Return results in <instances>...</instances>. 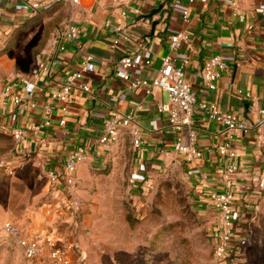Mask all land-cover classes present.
<instances>
[{
  "label": "crops",
  "instance_id": "1",
  "mask_svg": "<svg viewBox=\"0 0 264 264\" xmlns=\"http://www.w3.org/2000/svg\"><path fill=\"white\" fill-rule=\"evenodd\" d=\"M71 8L69 20L79 24L82 30L79 41L61 56L54 67L55 80L49 87L46 77L37 79L33 72L24 75L33 84L22 91V96L41 105L60 79L79 70L84 58L92 55L97 66L89 80L93 97L76 92L67 125H59L61 114L55 111L51 127L45 128L38 137H31L29 152L36 153L37 161L47 160L61 169L71 151L96 145L103 122L115 111L133 113L134 125L143 134L142 146H133L136 170L168 165L173 159L183 161L187 175L196 186L197 204L202 211L214 216L209 194L224 189L226 167L225 157L217 148L231 142L239 166V173L234 176L235 208L247 221L260 198L256 187L264 174V118L260 114L264 109V0H80ZM133 8H139L141 15H135ZM185 10L190 15L188 23L182 19ZM33 16L23 0H0V49L5 48L14 32ZM118 29L128 30L129 43L114 46ZM179 32H186L189 41L175 51L170 37ZM56 42L57 35L35 58V66L49 61ZM128 55L138 63L133 76L147 80L158 74L166 56H174L178 61L189 60L186 79L198 100L215 104L224 113L248 121L251 129L231 138L222 125L197 114L193 123L197 129V147L203 156L194 162L186 161L174 151L178 134L170 130L168 116L159 111L160 106L168 102L167 93L156 90L147 96L142 88L129 90L120 79L119 62ZM216 55L222 56L228 69L212 91L203 81L202 70L205 62ZM148 61L150 66L146 65ZM248 94L254 100L246 99ZM2 111L7 110L0 105V113ZM4 113L11 124L28 129L42 122L39 109L24 117L13 109ZM183 139L188 142L187 132ZM203 176L207 180H203ZM211 219L214 226V218ZM45 230L43 226L37 233L48 234ZM56 236L64 243L59 234Z\"/></svg>",
  "mask_w": 264,
  "mask_h": 264
},
{
  "label": "rangeland",
  "instance_id": "2",
  "mask_svg": "<svg viewBox=\"0 0 264 264\" xmlns=\"http://www.w3.org/2000/svg\"><path fill=\"white\" fill-rule=\"evenodd\" d=\"M72 11L64 3L51 4L11 36L0 49V91L9 76L35 70V58ZM135 158L132 138L125 135L101 159L79 167L76 186H62L63 194L55 195L36 153L19 156L10 134L0 130V163L11 160L16 167L13 175L0 172V264H50L27 260L3 231L6 222L25 234L43 226L59 234L75 248L73 264H219L210 236L213 216L197 204L183 161L137 171ZM71 201L79 203L78 211L69 208ZM246 223L239 264H264V194Z\"/></svg>",
  "mask_w": 264,
  "mask_h": 264
},
{
  "label": "built area",
  "instance_id": "3",
  "mask_svg": "<svg viewBox=\"0 0 264 264\" xmlns=\"http://www.w3.org/2000/svg\"><path fill=\"white\" fill-rule=\"evenodd\" d=\"M23 2L31 14L36 15L51 4L64 3L76 6L80 0H23ZM132 12L137 16L141 15L139 8H133ZM182 19L185 23L189 22L188 10L183 12ZM81 33L80 25L69 20L63 30L57 34V42L50 53L49 61L39 63L33 71V75L37 79L48 78L49 87L52 80H55V76H53L54 67L59 64L61 56L65 54L68 47L79 41ZM170 41L173 49L177 51L183 43H188V34L186 32L172 34ZM122 42H130V33L126 29L117 30V38L114 39L113 44L119 46ZM189 63L190 61L187 59L178 61L174 56H166L162 60V68L151 80L133 76V71L138 67V63L131 55L122 57L119 65L121 69L120 79L126 83V88L129 90L136 91L142 88L147 96L154 94L156 90L167 93L168 102L162 104L159 111L168 116L170 130L178 134L173 149L182 155L186 161L194 162L203 156L196 143L197 129L193 123L195 115L200 114L222 125L226 132L231 135V138L235 134H246L251 127L248 121L224 113L217 105L198 100L193 87L186 79L185 69ZM150 64L151 62H146V65L150 66ZM227 69L228 65L222 56L211 57L205 62L202 70L205 85L212 91L216 90L217 82ZM96 70L94 57L87 55L81 63L80 69L68 73L60 79L57 83L58 86L49 90L47 100H44L41 105L35 100L29 101L22 96V91L29 89L33 84L30 78L14 74L7 78L0 91V105L4 110H7L0 113V130L10 134L19 156L30 153L28 148L31 137H38L45 128L51 127L52 115L55 111L61 114L59 125L61 127L67 125L76 92L93 97L89 80ZM246 99L254 100L249 94L246 95ZM10 109H13L20 117L39 109L42 122L31 129L13 125L7 120L4 113L7 114ZM260 114L264 118V109L260 110ZM185 132L188 136L187 143L183 139ZM125 135L132 138L134 148L142 146L143 134L134 125V114H120L115 111L112 117L103 122L96 145H87L71 151L61 169L52 166L47 160H38V167L46 176L52 192L55 195L63 193L62 186L68 190L76 186V175L80 166L101 159L105 152ZM217 149L219 154L225 157L226 167L223 172L224 189L209 194V201L214 212L213 225L215 226H212L210 230L213 255L219 264H239L238 258L242 257L240 256V246L241 244L245 245L248 240V226L235 208L234 176L239 173V166L236 162L237 153L231 142H224ZM15 170L16 167L11 160L0 163V172L13 175ZM203 180H207V177L203 176ZM256 192L259 197L264 194V174L258 180ZM69 208L78 211L79 203L71 201ZM2 229L7 237L23 251L27 260L34 262L46 260L50 264H73L74 246L62 243L56 235L25 234L23 229L13 222L4 223Z\"/></svg>",
  "mask_w": 264,
  "mask_h": 264
},
{
  "label": "trees",
  "instance_id": "4",
  "mask_svg": "<svg viewBox=\"0 0 264 264\" xmlns=\"http://www.w3.org/2000/svg\"><path fill=\"white\" fill-rule=\"evenodd\" d=\"M57 4V3H56ZM59 4H61V3H59ZM37 15V14H36ZM34 17V16H33ZM33 17L28 21V22H26L25 24H23L21 27H19L15 32H17V31H20V29L21 28H23L25 25L27 26V25H31L33 22H34V20H32L33 19ZM35 19V18H34ZM31 21H33V22H31ZM14 32V33H15Z\"/></svg>",
  "mask_w": 264,
  "mask_h": 264
}]
</instances>
